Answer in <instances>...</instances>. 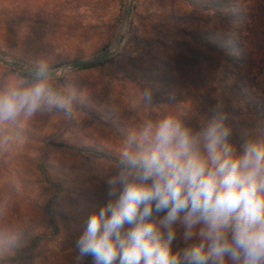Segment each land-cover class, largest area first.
I'll return each mask as SVG.
<instances>
[{
	"label": "rangeland",
	"instance_id": "1",
	"mask_svg": "<svg viewBox=\"0 0 264 264\" xmlns=\"http://www.w3.org/2000/svg\"><path fill=\"white\" fill-rule=\"evenodd\" d=\"M205 1L0 0V56L5 58L0 61V83L17 75L15 65L34 68L46 61L50 69L60 66L52 70L58 73L57 86L75 91L70 118L54 110L20 118L6 129L11 139L0 144V251L23 231H43L41 207L52 198L62 236L41 243L33 264L75 262L77 258L71 259L64 249L68 237L77 242L87 217L108 201V180L118 168L71 149L117 156L123 139L139 123L168 112L184 113L185 123L198 130L211 118V105L230 96L238 70L223 59H213L199 73L177 75L180 98L175 105L164 100L165 66L185 56L190 43L216 40L222 33L239 35L235 23L222 32L214 19L216 8L205 10ZM245 1L252 7L262 2ZM128 4L131 9L124 21ZM119 34V46L106 61L69 68L75 61L110 53ZM246 44L256 64L255 89L264 91V41L251 34ZM233 53L239 55V50ZM149 90L147 101L142 93ZM227 123L237 149L246 138L264 141V120ZM226 262L232 264L227 257Z\"/></svg>",
	"mask_w": 264,
	"mask_h": 264
},
{
	"label": "clouds",
	"instance_id": "2",
	"mask_svg": "<svg viewBox=\"0 0 264 264\" xmlns=\"http://www.w3.org/2000/svg\"><path fill=\"white\" fill-rule=\"evenodd\" d=\"M46 61L0 83V144L10 124L54 110L73 115L75 91ZM150 101L151 91L142 93ZM183 114L144 119L122 141L109 199L87 217L77 260L93 264H264V141L231 142L216 108L198 130ZM164 213V215H160ZM198 243L173 250L176 225Z\"/></svg>",
	"mask_w": 264,
	"mask_h": 264
},
{
	"label": "trees",
	"instance_id": "3",
	"mask_svg": "<svg viewBox=\"0 0 264 264\" xmlns=\"http://www.w3.org/2000/svg\"><path fill=\"white\" fill-rule=\"evenodd\" d=\"M195 2L193 5L199 4V2ZM205 4V10L207 11L212 6L216 8L217 12L214 14V19L221 26L222 32L226 26L235 23L239 27V35L231 38L222 33L218 35L216 40L207 39L203 42L190 43L185 56L177 58L172 65L165 66L168 70H166L167 72L164 75L167 91V93L166 91L162 92L164 95L165 93L167 94L164 100L173 105L179 100L180 86L177 83V75L188 76L194 74V72L199 73L202 71L204 63L214 61L213 59H223L226 64H232L237 68L238 75L237 79L229 87L230 96L221 99L218 106L214 105V103L211 105L212 114L214 109L219 108L227 114V122L235 119L242 121L243 118L252 119L253 122H260L264 120V91L255 89L256 75L254 71L256 64L253 53L250 51V47H246V43L251 34H258L261 41H264V0L255 7L248 5L245 0L240 2L237 0H217L215 5H213L214 2L212 0H206ZM243 30H245L244 33ZM235 49L239 50V55L233 53ZM59 67H53L51 70ZM14 72L20 75H31L30 72L17 65H15ZM233 98L236 100L235 104H233ZM240 101L244 102L242 106L239 105ZM71 150L79 152L88 160L107 162L118 168L120 155L107 154L97 149L82 148ZM41 173L46 175L49 180V173L43 172V170H41ZM41 208L44 216L43 231L38 233L23 231L20 235H17L11 243L4 246L3 250L0 251V264H33L35 250L41 243L61 239L62 228L58 221V214L52 198L46 200ZM160 215L162 216L164 213H160ZM176 228L177 237L173 243V250L183 249L198 243V239L195 237L185 241L183 239L182 226L177 224ZM68 238L70 241L64 249L68 251L71 259L77 258L79 252L76 247V241L72 237ZM72 264H93V258L85 256L79 261L76 259Z\"/></svg>",
	"mask_w": 264,
	"mask_h": 264
},
{
	"label": "water",
	"instance_id": "4",
	"mask_svg": "<svg viewBox=\"0 0 264 264\" xmlns=\"http://www.w3.org/2000/svg\"><path fill=\"white\" fill-rule=\"evenodd\" d=\"M131 6L130 4L127 5L126 9V15L124 17V21L127 19V15L130 13ZM122 39V34H119L116 41L111 45L110 47V53L108 54H101L99 57L94 58V59H85V60H78L69 65L70 69L77 68V67H84V66H92V65H97L99 63H102L106 61L110 54L113 53L119 46V43ZM5 58L3 56H0V61H4ZM32 67H26L25 70L31 73Z\"/></svg>",
	"mask_w": 264,
	"mask_h": 264
}]
</instances>
